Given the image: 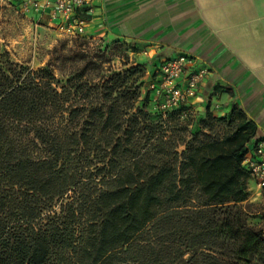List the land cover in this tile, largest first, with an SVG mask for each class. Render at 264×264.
Returning a JSON list of instances; mask_svg holds the SVG:
<instances>
[{"label": "trees", "instance_id": "16d2710c", "mask_svg": "<svg viewBox=\"0 0 264 264\" xmlns=\"http://www.w3.org/2000/svg\"><path fill=\"white\" fill-rule=\"evenodd\" d=\"M86 69L0 67V264H264L240 105L174 134L185 108L154 111L142 67Z\"/></svg>", "mask_w": 264, "mask_h": 264}, {"label": "crops", "instance_id": "0c3cea01", "mask_svg": "<svg viewBox=\"0 0 264 264\" xmlns=\"http://www.w3.org/2000/svg\"><path fill=\"white\" fill-rule=\"evenodd\" d=\"M15 1L38 31L63 33L44 0L30 12ZM84 37L137 48L148 84L165 58H196L209 75L188 107L226 118L237 103L264 140V0H97Z\"/></svg>", "mask_w": 264, "mask_h": 264}, {"label": "rangeland", "instance_id": "374dc122", "mask_svg": "<svg viewBox=\"0 0 264 264\" xmlns=\"http://www.w3.org/2000/svg\"><path fill=\"white\" fill-rule=\"evenodd\" d=\"M54 24L57 26L58 21ZM137 52V48L122 43H107L59 31H38L15 0H0V67L8 60L28 65L34 70L50 67L59 80H66L71 74L87 68L84 73L86 78L96 81L100 76L140 66L146 71L142 89L145 97L148 93L147 66L137 63ZM206 116L197 114L189 107L185 108L181 126L174 134L187 132L190 135L192 132L204 131ZM188 138L192 140V136ZM183 149L180 148L181 151ZM249 191L250 197L243 203L247 222L264 231V195L252 189L251 180Z\"/></svg>", "mask_w": 264, "mask_h": 264}, {"label": "built area", "instance_id": "2783aa9c", "mask_svg": "<svg viewBox=\"0 0 264 264\" xmlns=\"http://www.w3.org/2000/svg\"><path fill=\"white\" fill-rule=\"evenodd\" d=\"M97 0H44L45 8H52L51 19L58 21L60 30L71 36H84L87 24L95 13ZM40 0H26L24 12L31 8L40 11ZM158 77L148 84L153 95V110L165 116L181 108H187L200 86L209 75V69L194 57L179 55L160 62ZM156 75V76H157ZM243 166L250 173L257 187L264 192V140L250 146Z\"/></svg>", "mask_w": 264, "mask_h": 264}]
</instances>
